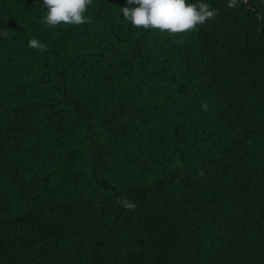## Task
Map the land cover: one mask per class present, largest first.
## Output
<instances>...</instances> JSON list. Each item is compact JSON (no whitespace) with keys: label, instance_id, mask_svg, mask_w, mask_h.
<instances>
[{"label":"trees","instance_id":"16d2710c","mask_svg":"<svg viewBox=\"0 0 264 264\" xmlns=\"http://www.w3.org/2000/svg\"><path fill=\"white\" fill-rule=\"evenodd\" d=\"M206 2L170 33L0 0V264H264V0Z\"/></svg>","mask_w":264,"mask_h":264},{"label":"clouds","instance_id":"9594fccd","mask_svg":"<svg viewBox=\"0 0 264 264\" xmlns=\"http://www.w3.org/2000/svg\"><path fill=\"white\" fill-rule=\"evenodd\" d=\"M46 9L43 17L48 26L82 25L89 21L85 15L91 0H41ZM228 7H235L238 0H227ZM123 17L132 25L143 29H159L170 33H183L195 29L214 17L216 9L206 0H126L121 7ZM8 32L0 29V37H7ZM28 46L40 50L45 45L33 37ZM125 206L134 207L125 201Z\"/></svg>","mask_w":264,"mask_h":264},{"label":"rangeland","instance_id":"374dc122","mask_svg":"<svg viewBox=\"0 0 264 264\" xmlns=\"http://www.w3.org/2000/svg\"><path fill=\"white\" fill-rule=\"evenodd\" d=\"M87 10H89V8ZM89 12H90V10H89Z\"/></svg>","mask_w":264,"mask_h":264}]
</instances>
